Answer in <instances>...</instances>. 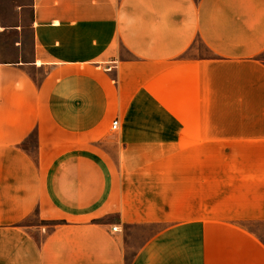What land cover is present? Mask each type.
Masks as SVG:
<instances>
[{"label": "crops", "instance_id": "1", "mask_svg": "<svg viewBox=\"0 0 264 264\" xmlns=\"http://www.w3.org/2000/svg\"><path fill=\"white\" fill-rule=\"evenodd\" d=\"M13 12L32 54L0 60V264H264L238 225L264 220V0ZM208 224L243 250L210 254ZM135 225L158 229L132 251Z\"/></svg>", "mask_w": 264, "mask_h": 264}, {"label": "rangeland", "instance_id": "2", "mask_svg": "<svg viewBox=\"0 0 264 264\" xmlns=\"http://www.w3.org/2000/svg\"><path fill=\"white\" fill-rule=\"evenodd\" d=\"M27 0H0V22L4 26H12V25H22L25 31H21L20 34H16L13 30H6L3 33H0V60H8L12 59L14 55V42L21 43V54L23 58H29L32 54V35L28 30V21L24 19H14L15 13L13 9L17 3H21ZM1 27V26H0ZM196 46L198 47V54L206 53V49L200 42H197ZM187 148H183L181 151H184ZM203 150V149H202ZM241 149H235V152H239ZM249 150V149H248ZM252 150V149H251ZM240 157H244L248 155L246 153ZM224 152L221 149H206L201 151L200 155L203 156L202 160L208 156H221ZM239 154H243L240 153ZM261 168H264V163L261 164ZM116 217L114 215L105 218V221L114 222ZM212 224H208V249L210 254H218L226 253V251H232V248H240L243 250L242 244L239 242H243L240 238L235 237V234L232 232H224L222 235L221 232H217L211 226ZM241 227L245 228L248 232L254 234L258 240L264 246V220H254V221H242L240 222ZM158 227L156 225H135L130 226L127 229V243L128 246L131 247L132 251H135L141 243L146 240L147 237L152 236ZM225 231H232L231 229L224 228ZM245 251H249L246 247ZM235 252V251H234Z\"/></svg>", "mask_w": 264, "mask_h": 264}, {"label": "built area", "instance_id": "3", "mask_svg": "<svg viewBox=\"0 0 264 264\" xmlns=\"http://www.w3.org/2000/svg\"><path fill=\"white\" fill-rule=\"evenodd\" d=\"M120 121L118 118L114 119L111 124L112 131H117L119 127Z\"/></svg>", "mask_w": 264, "mask_h": 264}]
</instances>
